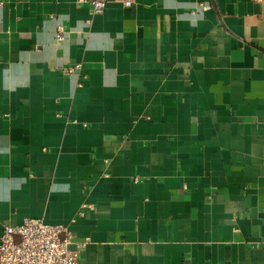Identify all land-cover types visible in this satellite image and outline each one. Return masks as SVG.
Here are the masks:
<instances>
[{
	"label": "crops",
	"instance_id": "1",
	"mask_svg": "<svg viewBox=\"0 0 264 264\" xmlns=\"http://www.w3.org/2000/svg\"><path fill=\"white\" fill-rule=\"evenodd\" d=\"M89 1L0 0V233L59 224L76 264H264V0Z\"/></svg>",
	"mask_w": 264,
	"mask_h": 264
},
{
	"label": "built area",
	"instance_id": "2",
	"mask_svg": "<svg viewBox=\"0 0 264 264\" xmlns=\"http://www.w3.org/2000/svg\"><path fill=\"white\" fill-rule=\"evenodd\" d=\"M131 6L133 0H90L93 13H101L108 2ZM56 41L64 39V28L59 25ZM79 65L65 67L64 73H73ZM85 207V205H84ZM64 228L43 219L26 218L19 225H5L0 233V264H76L78 249L69 248V237L60 238ZM18 235L17 241L13 239ZM84 243L77 244L82 247Z\"/></svg>",
	"mask_w": 264,
	"mask_h": 264
}]
</instances>
